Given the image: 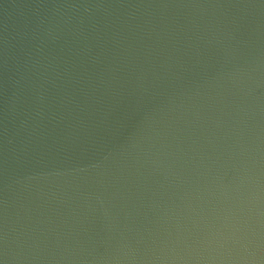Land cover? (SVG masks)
Here are the masks:
<instances>
[{
    "label": "water",
    "instance_id": "1",
    "mask_svg": "<svg viewBox=\"0 0 264 264\" xmlns=\"http://www.w3.org/2000/svg\"><path fill=\"white\" fill-rule=\"evenodd\" d=\"M0 264H264V0H0Z\"/></svg>",
    "mask_w": 264,
    "mask_h": 264
}]
</instances>
